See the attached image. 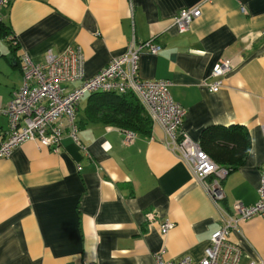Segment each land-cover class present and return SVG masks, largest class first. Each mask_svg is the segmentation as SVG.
<instances>
[{
	"label": "crops",
	"instance_id": "0c3cea01",
	"mask_svg": "<svg viewBox=\"0 0 264 264\" xmlns=\"http://www.w3.org/2000/svg\"><path fill=\"white\" fill-rule=\"evenodd\" d=\"M201 1L14 0L1 10L8 34L0 36V142L22 83V53L43 63L49 51L78 47L91 77L132 42L154 39L161 50L140 55L139 76L171 82L172 99L186 111L182 129L195 141L211 127L247 129V157L222 179L219 205L230 212L236 202L255 203L264 169V0L204 3L178 32L175 16ZM227 59L233 71L210 92L201 82L215 80L213 67ZM91 95L76 109L79 144L65 136L53 152L26 141L0 159V264H154L163 248L168 258L200 261L221 226L217 204L166 146L158 123L125 144L123 129L93 119ZM165 221L173 228L162 235ZM229 240L242 250L239 264H258L264 217L241 222Z\"/></svg>",
	"mask_w": 264,
	"mask_h": 264
},
{
	"label": "built area",
	"instance_id": "2783aa9c",
	"mask_svg": "<svg viewBox=\"0 0 264 264\" xmlns=\"http://www.w3.org/2000/svg\"><path fill=\"white\" fill-rule=\"evenodd\" d=\"M13 1L0 0V23L1 10ZM212 1L202 0L199 4L181 9L173 20L178 32L186 31L201 15V5ZM11 43L16 45L14 39ZM160 50L161 45L154 39L132 42L124 54L112 59L91 77L84 75L85 60L78 47H68L61 53L49 51L43 63H35L28 53H22L19 56L22 83L12 92L5 110L8 132L0 142V159L9 158L13 150L26 141H33L53 152L59 151L65 136L79 144L76 109L82 97L94 93L132 94L151 121L164 129L168 136L166 146L188 165L193 176L217 204L221 215V226L211 234L200 261L194 262L186 254L168 258L163 248L154 254V264H239L242 250L229 240V234L243 221L264 217V169L255 203L245 205L236 202L230 212L220 207L219 203L225 197L221 181L228 173L227 169L217 165L202 149L200 142L183 131L186 111L172 99L169 91L171 82L167 79H142L139 76L140 55L144 52L157 54ZM233 69L231 60H222L213 67L210 75L216 79L203 80L201 85L210 92H217L223 87V78ZM75 82H79L76 87H68ZM123 133L124 143H131L134 132L123 130ZM145 220L154 221L155 214L148 213ZM172 228L173 223L165 221L160 225V232L166 235ZM258 264H264V258H260Z\"/></svg>",
	"mask_w": 264,
	"mask_h": 264
},
{
	"label": "trees",
	"instance_id": "16d2710c",
	"mask_svg": "<svg viewBox=\"0 0 264 264\" xmlns=\"http://www.w3.org/2000/svg\"><path fill=\"white\" fill-rule=\"evenodd\" d=\"M7 28L0 23V36L7 35ZM87 107L93 119L130 130L141 135H149L151 119L132 94L116 95L96 93ZM249 134L245 127H211L203 131L200 145L210 158L227 171L237 169L245 161L249 151Z\"/></svg>",
	"mask_w": 264,
	"mask_h": 264
}]
</instances>
